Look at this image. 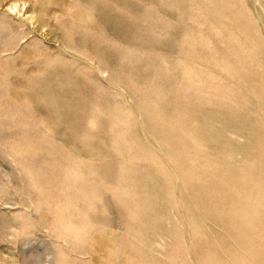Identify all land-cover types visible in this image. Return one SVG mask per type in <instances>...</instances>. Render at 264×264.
Wrapping results in <instances>:
<instances>
[{
  "label": "rangeland",
  "instance_id": "obj_1",
  "mask_svg": "<svg viewBox=\"0 0 264 264\" xmlns=\"http://www.w3.org/2000/svg\"><path fill=\"white\" fill-rule=\"evenodd\" d=\"M0 264H264V0H0Z\"/></svg>",
  "mask_w": 264,
  "mask_h": 264
},
{
  "label": "clouds",
  "instance_id": "obj_2",
  "mask_svg": "<svg viewBox=\"0 0 264 264\" xmlns=\"http://www.w3.org/2000/svg\"><path fill=\"white\" fill-rule=\"evenodd\" d=\"M67 176L71 179H78L79 178V171L75 168H70L67 171ZM67 239L73 243L77 244L81 242V239L83 238L85 231L84 229H66L65 230Z\"/></svg>",
  "mask_w": 264,
  "mask_h": 264
}]
</instances>
